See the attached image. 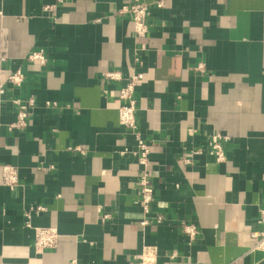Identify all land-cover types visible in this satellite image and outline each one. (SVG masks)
<instances>
[{
  "label": "crops",
  "instance_id": "crops-1",
  "mask_svg": "<svg viewBox=\"0 0 264 264\" xmlns=\"http://www.w3.org/2000/svg\"><path fill=\"white\" fill-rule=\"evenodd\" d=\"M130 1L0 0V84L25 73L0 97V171L13 165L20 178L0 182V264H129L145 245L159 248L158 264H264L251 235L264 208V0H142L146 38L120 13ZM37 49L45 65L28 60ZM107 70L144 74L137 118L163 223L141 224L124 82ZM29 98L27 127L10 129ZM215 130L230 137L224 162L210 153ZM37 205L47 210L26 220ZM191 222L194 242L182 229ZM38 226L58 228L56 248L36 250Z\"/></svg>",
  "mask_w": 264,
  "mask_h": 264
},
{
  "label": "built area",
  "instance_id": "built-area-1",
  "mask_svg": "<svg viewBox=\"0 0 264 264\" xmlns=\"http://www.w3.org/2000/svg\"><path fill=\"white\" fill-rule=\"evenodd\" d=\"M163 1L158 2V6H162ZM52 6H45V10H51ZM120 13L127 14L133 23V35L137 38H146L149 34V16H150V4L142 0H134L126 3L120 10ZM147 48L146 43H140L139 50L143 51ZM30 62H38L42 65L47 63V55L45 50H34L27 56ZM136 61L139 57L135 58ZM196 70L204 71L205 64L199 62L195 66ZM105 78L124 82V85L118 90V97L122 101L119 106V122L122 126L129 129L136 138L137 148L135 155L138 160V164L141 169L138 176V199L137 203L141 208L143 218L141 220L142 225H148L152 222L163 223L166 221L162 214L152 215V202L155 199L153 186L151 184V171L149 168V155L151 153L152 145L147 142L140 131L139 122L137 118V100L135 98V91L137 86L144 78L142 72H134L128 78H124L119 70H107L104 74ZM6 80L14 86H21L25 81V73L21 69L11 71L7 74ZM4 82L0 84V97L5 94ZM17 104H22L20 100H14ZM21 109L18 111V119L16 122L9 126L10 129L25 128L28 124L31 109L35 105V100L29 98L25 101ZM53 106L57 104L52 103ZM230 139L229 135L223 134L220 130H215L211 134L210 139V153L214 156L217 162H224L227 159L226 155V142ZM72 150H76L85 153V150L80 146H71ZM202 149L193 150L192 155L200 154ZM192 157V156H191ZM185 156L184 161L190 163L192 158ZM19 172L17 167L4 164L1 166L0 182L10 186L16 187L19 184ZM47 208L43 205H37L32 207L29 211L24 213L26 220L31 218L32 211L42 213ZM107 216H104L106 218ZM258 228L251 231L252 237L255 239V245L252 250L264 251V208L261 209L260 217L258 219ZM30 226V223L27 222ZM183 231L187 235L190 242H194L199 235L198 225L194 222L184 223ZM60 233L57 227L54 226H38L35 227V240L34 247L38 251H43L50 248H56L59 243ZM159 248L155 245H145L142 252L135 256L129 264H158ZM72 264H79L77 260H73Z\"/></svg>",
  "mask_w": 264,
  "mask_h": 264
}]
</instances>
